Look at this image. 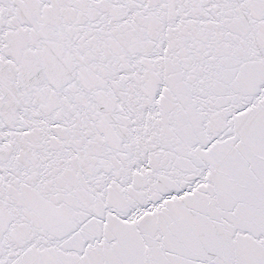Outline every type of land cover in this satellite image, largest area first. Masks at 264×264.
<instances>
[{"label": "snow or ice", "instance_id": "obj_1", "mask_svg": "<svg viewBox=\"0 0 264 264\" xmlns=\"http://www.w3.org/2000/svg\"><path fill=\"white\" fill-rule=\"evenodd\" d=\"M0 264H264V0H0Z\"/></svg>", "mask_w": 264, "mask_h": 264}]
</instances>
